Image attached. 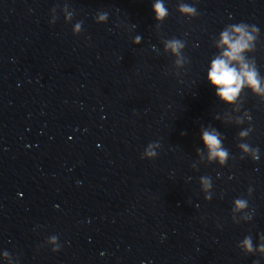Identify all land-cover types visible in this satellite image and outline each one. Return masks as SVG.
<instances>
[{
  "label": "clouds",
  "instance_id": "1",
  "mask_svg": "<svg viewBox=\"0 0 264 264\" xmlns=\"http://www.w3.org/2000/svg\"><path fill=\"white\" fill-rule=\"evenodd\" d=\"M152 11L154 12V18L157 21H162L168 16V9L162 3V0H156L152 4ZM178 11L181 15L196 16L197 10L194 6L180 3L178 5ZM66 20L71 19V14L65 17ZM108 19L107 12H100L96 15L97 23H105ZM52 23V22H50ZM82 22H78L74 29V34L80 30V25ZM248 27L245 23L233 24L230 26L233 33L238 34L234 36L229 34L228 30H225L221 33L220 42L218 47L227 46L226 49L221 53L220 56L212 60L211 66L207 73L208 82L216 90V96L219 97L221 101L225 104H232L236 101L241 90L247 86L253 95L264 96V86H262L261 79L258 77V72L256 68L249 67V64L246 62V57L242 55L246 50H249V41L253 40L254 37L248 34L245 29ZM253 29L259 32V29L256 26H252ZM139 43V40L137 41ZM165 51H170L172 55L176 56V64H183L182 50L185 48V42L178 39L172 38L164 42ZM233 62H236L235 64ZM236 64L239 65V69ZM248 120H251V116L246 113ZM237 124H242L244 120L242 118L237 119ZM253 131V128L250 126L245 130H242L238 133L240 140H247L250 136V133ZM201 141L203 148H206L208 151V159L210 162H215L221 167L227 164L229 159V151L222 146V140L220 139V133L217 129L212 128L208 130L207 128L202 131ZM149 149L152 148V145L149 144ZM243 159L245 156L251 157L253 160L259 159V149L253 148L249 143L243 142L238 144ZM202 151L201 148L196 149L197 155ZM156 156V153L151 150H146L144 152V157H148L151 160ZM202 189L205 193L204 199L206 201L211 200L212 193L211 189L213 187L212 180L208 176H202L200 178ZM252 188L248 189V195L251 196ZM249 208L248 200L245 198H237L233 202V207L231 213L235 214L238 212H244V219L250 221L252 219V212H247ZM261 242L258 245L253 244L252 237L246 236L239 247L248 254H255L256 252L261 253V257H264V234L260 236ZM56 237L51 238L53 244L56 243ZM59 250V245L52 248L53 252ZM7 256V253H5ZM254 264H259L258 261H255Z\"/></svg>",
  "mask_w": 264,
  "mask_h": 264
}]
</instances>
